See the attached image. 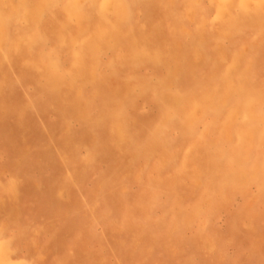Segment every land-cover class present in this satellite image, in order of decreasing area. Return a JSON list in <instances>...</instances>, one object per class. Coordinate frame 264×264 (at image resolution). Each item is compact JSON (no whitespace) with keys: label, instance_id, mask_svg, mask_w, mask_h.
I'll return each instance as SVG.
<instances>
[{"label":"rangeland","instance_id":"374dc122","mask_svg":"<svg viewBox=\"0 0 264 264\" xmlns=\"http://www.w3.org/2000/svg\"><path fill=\"white\" fill-rule=\"evenodd\" d=\"M0 264H264V0H0Z\"/></svg>","mask_w":264,"mask_h":264}]
</instances>
